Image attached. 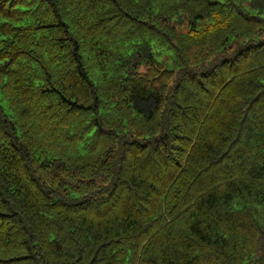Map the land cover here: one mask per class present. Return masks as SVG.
<instances>
[{
  "label": "trees",
  "instance_id": "trees-1",
  "mask_svg": "<svg viewBox=\"0 0 264 264\" xmlns=\"http://www.w3.org/2000/svg\"><path fill=\"white\" fill-rule=\"evenodd\" d=\"M0 264H264V0H0Z\"/></svg>",
  "mask_w": 264,
  "mask_h": 264
}]
</instances>
